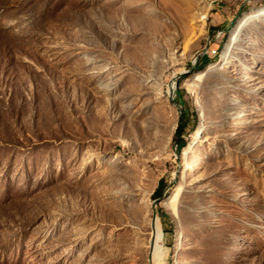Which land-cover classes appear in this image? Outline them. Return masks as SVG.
I'll list each match as a JSON object with an SVG mask.
<instances>
[{"label": "rangeland", "instance_id": "374dc122", "mask_svg": "<svg viewBox=\"0 0 264 264\" xmlns=\"http://www.w3.org/2000/svg\"><path fill=\"white\" fill-rule=\"evenodd\" d=\"M0 264H264V0H0Z\"/></svg>", "mask_w": 264, "mask_h": 264}, {"label": "bare ground", "instance_id": "6f19581e", "mask_svg": "<svg viewBox=\"0 0 264 264\" xmlns=\"http://www.w3.org/2000/svg\"><path fill=\"white\" fill-rule=\"evenodd\" d=\"M249 20L246 19L245 22H243L242 24H239V33L242 30V27L245 25V23ZM235 39H237V36L235 37ZM229 52V48L227 50ZM163 226V225H162ZM162 226L160 224V220L159 218L155 219V225H154V246H153V250H155L156 252H158L160 257H163L165 255V247H164V232L162 229Z\"/></svg>", "mask_w": 264, "mask_h": 264}, {"label": "trees", "instance_id": "16d2710c", "mask_svg": "<svg viewBox=\"0 0 264 264\" xmlns=\"http://www.w3.org/2000/svg\"><path fill=\"white\" fill-rule=\"evenodd\" d=\"M182 129H183L182 127L178 129V136H181ZM185 144H186L185 141L184 140H181V142L179 144V149L182 148V147H184ZM161 187H162V183H159V187H158V190H157L158 193H160Z\"/></svg>", "mask_w": 264, "mask_h": 264}]
</instances>
